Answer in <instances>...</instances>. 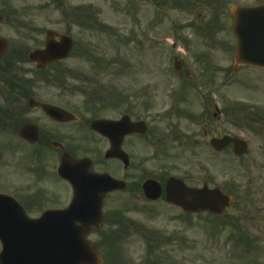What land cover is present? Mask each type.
Returning a JSON list of instances; mask_svg holds the SVG:
<instances>
[{"label": "rangeland", "instance_id": "obj_1", "mask_svg": "<svg viewBox=\"0 0 264 264\" xmlns=\"http://www.w3.org/2000/svg\"><path fill=\"white\" fill-rule=\"evenodd\" d=\"M50 1L22 2V10L33 7V16L22 13V22L27 24L21 31L23 46L30 50L38 48L43 45L47 30L66 28L72 30V36L82 43L85 52L82 55L74 53L62 64L66 81L61 80L64 77L57 80L64 83L59 89L64 86L66 90L38 83L34 87L36 99L62 107L88 123L130 114L144 119L151 129L146 138L135 139L130 147L133 189L105 201L103 232L110 234L112 229L108 219H117L114 225L127 220L142 225L145 230H156L173 244L172 253L167 255L171 264H264V245H252L254 248L241 258L237 239L231 238L236 233L222 223L224 221L206 214L184 215L169 207L164 199L152 203L142 196V189L137 186L145 176H155L158 181L176 177L197 187L207 183L211 187L227 188L228 184L238 183V160L233 154L220 157L208 149L191 148L185 143L189 138L198 140L200 137V125L189 115L195 116L200 111V103L203 104L200 99L209 91L206 84L210 81L203 68L219 72L216 82L228 75L230 84L224 92L226 100L239 103V99L247 96L241 89L242 83L252 82L257 90L260 88L261 95L257 96L256 103L258 106L263 104L264 71L243 69L238 75L231 72L236 40L227 12L235 4L255 5L264 0H196L197 3L192 0H166L164 3L159 0H70L74 6L85 7V12L79 15L86 19L81 26L66 21L65 10H59ZM216 2L218 7L220 4L225 7L219 11L225 19V23L222 22L225 30L207 44L189 25L193 22L196 27L197 18L212 16V9L210 15L201 10L207 7L204 4ZM32 17L33 25H30ZM0 30L10 34L9 26ZM32 34L33 46L29 40ZM174 43L178 46L177 51L172 49ZM175 54L187 62L190 80L186 81L176 72ZM33 70L36 72L32 63L21 59L19 79L22 81L16 88L11 87V90H18L20 97L13 101L18 92H9L6 88L10 103L0 102V192L15 197L32 218L47 207L66 206L71 200V189L55 179L57 151L45 143L46 148H43L21 141L17 136L19 127L24 123L37 124L43 140H46V133L54 137L60 131L77 135L74 125L52 124L41 111L28 107V98L33 95ZM50 73L38 76V81L44 78L54 81ZM5 77H1V82L7 81ZM20 93L30 96L23 97ZM6 114L11 115L10 119ZM226 120L228 122L222 123L228 130L237 134L241 131L239 121ZM103 155L97 154L95 168L110 171L112 166L101 161ZM37 193L44 196L42 209H34L38 197L33 201V195ZM229 214L228 217H236V210ZM116 232L119 230L114 229L113 233ZM88 239L96 242L95 235ZM120 243L129 264H140L145 259L148 243L138 235H128L126 231ZM99 252L105 264H111L115 259L111 249H108L111 260L108 259L103 245L99 246Z\"/></svg>", "mask_w": 264, "mask_h": 264}, {"label": "flooded vegetation", "instance_id": "obj_2", "mask_svg": "<svg viewBox=\"0 0 264 264\" xmlns=\"http://www.w3.org/2000/svg\"><path fill=\"white\" fill-rule=\"evenodd\" d=\"M22 2H25V0H0V16H3L4 18L3 22H0V29L4 26L10 27V34H6L5 32H2L0 30V42L7 43L6 51L3 52V54L0 56V102L5 101L6 103H10V95L6 91V88H8L9 92H18V90H11V87L16 88L19 83L21 59L27 53L29 55L31 52H33V47L30 50L23 46L22 40L24 36L21 33L22 26H27V24L22 22V13H24L25 16L28 13L32 14L33 16V7H31V9L22 10ZM50 3L52 5H55V7L57 6L59 10H65V13H63V17L66 16L64 18L66 21L73 22L74 25L79 26H81V23L83 24V19L78 16L81 15V12H84V7L74 6L70 3V0H51ZM71 14H73V16ZM29 24L33 25V17L32 20L29 21ZM58 30L59 31L57 32L60 34L72 36V30L66 28H61ZM29 40L32 42L33 46V34L31 35ZM2 45L3 44L0 43V46ZM43 45L38 46V48L34 49H41L43 48ZM82 46L83 45L81 42L75 41L73 53L82 55V53L85 52L84 47ZM73 53L71 54V56L73 55ZM63 63L64 61L56 62L53 65L48 66L47 70L53 67L51 72L56 73L58 70L62 69L61 66ZM180 64L181 67H179L178 73L185 78L190 79V75L187 74L188 72L185 65L182 62H180ZM243 69L254 68L240 67L236 75H238L239 71ZM228 72L230 73V71ZM6 73L9 74L8 77L10 78V81L1 82V77H4ZM36 77L37 73L33 70V95L35 93L34 87L36 86V84H38ZM228 81L229 77L227 75L224 76L221 82L212 80V82L206 84L207 86H209V91L206 97L200 99L203 100V104L200 103V111L195 116L189 115V117L194 120L195 123L200 125V137L198 140L189 138L185 144H189V147L191 148L199 149L203 147V149L210 150L214 155L222 157L223 155L228 153L234 155L235 146L231 144L218 151L211 145L212 140L222 139L223 137H231L237 140H244L248 143L246 151H244L241 156L237 157V194L232 195L235 199L231 209L235 207L240 230L244 233H253L256 243L261 246L264 245V102H261L263 104L259 106L257 105V96L261 95L259 93L260 88L257 90V88L255 87V83L252 82L242 83L241 89L245 90L244 93L247 94V96L244 99H239V103H233L230 100H226L224 98V92L226 90V87H228L230 84V82ZM43 84L47 85L48 87H57V89H59V85H64L61 83H54L49 81L44 82ZM217 85H219V87H217ZM63 87H61L60 89L66 90L63 89ZM19 97L20 96L18 92V94H15L13 101L18 99ZM33 111L41 110L35 109ZM124 115H121L120 117L113 120H119ZM130 117L133 121L144 120L134 118L132 115H130ZM226 119L233 122L239 121V127L242 128L241 131L237 134V132L228 130L225 124L222 123L223 121L228 122ZM49 122L58 125H74L77 135H74L73 133H65V131H60L57 132L55 135L56 137H54L49 136V133H46V140L44 139L45 145H49L50 148L57 151L56 153L60 154V156L67 153L74 160L90 158L92 160V163L89 171L95 173H108L112 177L121 179L127 183L128 188L127 190H125V192L117 191L111 193L106 197L105 201L116 196L119 193H126L133 189V184L130 180L133 178V176L130 175V172L133 168V159L130 147L135 139H144L147 137V135H149L151 129L147 122L146 123L149 127V132L146 136L127 135L123 140L122 148L129 155L130 160L129 166L126 167L118 159L108 160L104 158L105 152L109 148V142L107 138L101 136L91 129L93 121L88 123L85 122L83 118H77L76 121L70 123H56L51 120H49ZM43 148L46 147L43 146ZM101 149H103L102 152L99 151ZM99 152L102 155L104 154L101 157L102 163L106 166H112L110 171H99L95 168V165L97 163L96 157ZM84 154H90L92 156ZM116 169L118 170L115 171ZM54 172H56L57 174V170H55ZM123 172H125L126 174L122 175L121 173ZM119 173L121 176H118ZM145 177L146 178L141 180L140 183L137 184V186L142 187L143 182L149 178L155 180L158 179L155 176ZM158 182L164 189L166 185L165 181L161 180ZM63 185L64 187L66 186L68 187V189H71L67 182L65 183L64 181ZM234 191L235 190L232 189V187L229 185L227 192L229 194H232ZM44 202V200L41 201V203ZM235 202H237L236 206H234ZM37 207L38 205L36 204V208ZM99 231L100 230L93 229V232L90 235L96 236L97 243L102 242L103 236H105V234L99 233Z\"/></svg>", "mask_w": 264, "mask_h": 264}, {"label": "water", "instance_id": "obj_3", "mask_svg": "<svg viewBox=\"0 0 264 264\" xmlns=\"http://www.w3.org/2000/svg\"><path fill=\"white\" fill-rule=\"evenodd\" d=\"M231 14L238 37L237 61L264 68V6L256 9L235 7ZM51 35L48 34L46 50L31 55V59L42 68L53 60L65 58L71 50V39L62 38L60 44H55ZM30 104L33 107V100ZM41 106L48 115L60 120V116L66 115L58 109ZM94 129L111 137L108 121L96 122ZM19 135L33 143L31 125H25ZM120 156L121 151L119 153L114 145L107 153L109 158ZM69 165L67 159H63L61 175ZM86 179L71 180L75 199L69 209L47 212L36 221L29 220L13 199L0 195L1 264H101L100 257L85 242L83 229L93 224L97 215L100 216L102 194L98 189L113 181L98 177L86 183ZM144 190L152 199L160 194L154 182H147ZM168 201L182 206L186 211H209L223 215L231 198L223 195L219 189L190 190L180 182H174L168 189Z\"/></svg>", "mask_w": 264, "mask_h": 264}]
</instances>
